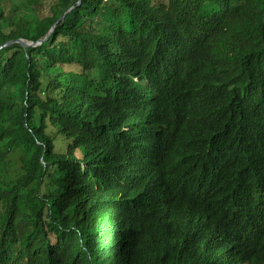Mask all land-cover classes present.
Instances as JSON below:
<instances>
[{"label":"trees","instance_id":"16d2710c","mask_svg":"<svg viewBox=\"0 0 264 264\" xmlns=\"http://www.w3.org/2000/svg\"><path fill=\"white\" fill-rule=\"evenodd\" d=\"M0 264H264V0H0Z\"/></svg>","mask_w":264,"mask_h":264},{"label":"water","instance_id":"95a60500","mask_svg":"<svg viewBox=\"0 0 264 264\" xmlns=\"http://www.w3.org/2000/svg\"><path fill=\"white\" fill-rule=\"evenodd\" d=\"M61 18H63V16H62ZM54 27H55V24H53V26L51 27L49 33L45 36V38H43V39H39L37 42L26 41V40H24V39H22V38H19V39H17L16 41H18V42H20L21 44L26 45V46H27V45L40 44L43 40H45V39L48 38L50 32L53 31ZM9 42H11V41H9Z\"/></svg>","mask_w":264,"mask_h":264},{"label":"rangeland","instance_id":"374dc122","mask_svg":"<svg viewBox=\"0 0 264 264\" xmlns=\"http://www.w3.org/2000/svg\"><path fill=\"white\" fill-rule=\"evenodd\" d=\"M11 158L14 159V162H15V160H17L16 156L11 155Z\"/></svg>","mask_w":264,"mask_h":264}]
</instances>
